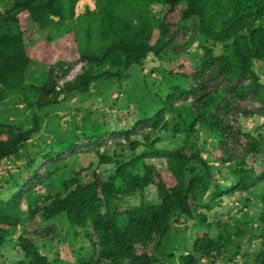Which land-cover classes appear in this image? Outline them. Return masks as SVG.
<instances>
[{
  "label": "trees",
  "instance_id": "16d2710c",
  "mask_svg": "<svg viewBox=\"0 0 264 264\" xmlns=\"http://www.w3.org/2000/svg\"><path fill=\"white\" fill-rule=\"evenodd\" d=\"M65 1L71 9L77 3ZM150 1L168 7L155 27L149 11L137 14L138 22H134L113 9L111 0L101 1L99 41L103 48L94 53L78 44V62L83 66L69 81L65 78L73 64L57 60L51 65L36 60L47 66V74L41 84L29 86L25 72L31 58L19 26L20 17L38 12L49 14L47 24H39L44 28L60 17L63 0H12V9L0 13V22L18 26L15 32L0 33V99L10 90L25 88L26 93L34 95L26 105L37 111L28 130L0 123V163L7 157L19 159L27 153L28 141L40 132L42 112L61 103V96L84 93L101 77L119 78L124 70L139 66L150 54L162 57L169 55V49L185 50L191 41L185 40L182 45L174 42L177 33H170L169 17L179 14L180 21L186 24L191 21L195 33L192 39L199 41L204 50L203 56L192 64L193 73L177 76L178 82L170 88L162 107L139 119L133 129L58 139L55 151L49 146L45 151L39 150L43 159L56 164L54 170L49 168L46 175L29 171L24 178L14 176L7 180V193L0 195V246L9 229L21 224L24 201L30 213L42 211L46 221L63 223L75 234L77 228L84 229L92 246L91 257L87 261L78 258L73 264H160L163 258L174 257L173 248L166 241L181 217L194 219L201 207L209 211L224 195L248 191L258 182L263 187L257 197L264 205V170L257 174L244 162L248 155L264 157V133L254 135L240 125L242 118H264V83L253 69L259 63L264 75V0H141V4ZM46 40L50 42L52 38ZM58 46L63 51L68 49ZM99 65H109L115 71L94 73ZM59 80L64 82L60 84ZM211 82L217 85L211 88ZM167 114H175L173 120L166 119ZM200 130L214 137L223 149L221 162L238 164L231 169L233 182L229 186L216 185L212 166L200 157L198 150H190L196 146L195 136ZM134 135L142 140H132ZM168 136L178 143L171 147L164 145L163 139ZM105 137L115 139L111 145L118 153L111 156L103 152L110 146ZM119 137L122 142L117 141ZM140 147L144 150L137 153ZM91 152L96 153L101 163L114 164V174L107 179L94 176L84 183L77 173L65 180L63 191L50 203L44 201L36 206L39 188L60 170L65 153ZM147 158H163L166 172L148 164ZM150 186L157 189V202L142 199L139 205L120 209L123 198L141 195ZM208 191V200L201 202V196ZM198 216L199 225L205 228L192 236V252L181 257L182 263L200 264L204 258L215 264L229 258V263L234 264L233 257L239 253L236 240L243 232L230 220L217 222L218 227L216 224L213 229L214 225L206 224L204 214ZM262 222L264 225V214ZM45 240H36L34 236L19 238L24 258L18 264H59V259L49 261L44 254ZM257 259L264 264V250Z\"/></svg>",
  "mask_w": 264,
  "mask_h": 264
},
{
  "label": "rangeland",
  "instance_id": "374dc122",
  "mask_svg": "<svg viewBox=\"0 0 264 264\" xmlns=\"http://www.w3.org/2000/svg\"><path fill=\"white\" fill-rule=\"evenodd\" d=\"M101 1L104 2L105 0H77L71 9L70 4H66V1L63 0L64 4L60 17H55V23L44 28L39 24H47L49 14H39L38 12L20 17L19 26L24 31L26 52L31 58L25 72V78L29 81L27 82L28 86L41 84L42 79L47 74V66L36 60L42 59L50 62L51 65L57 60H64L68 64H73V69L65 78L69 81L80 73L83 66V63L78 62V44V47L86 48V50L94 53H98L103 48L104 44L101 45L99 41L101 11H99L98 6ZM111 1L113 2L111 4L113 9L124 13L134 22H138L137 14H144L149 11L153 27L157 26L158 21L163 18L168 10L167 6L151 1L146 5H142L141 0ZM11 9L12 0H0V13L5 14ZM190 22L186 24L185 21H180L179 14L168 18L170 33H177L174 42L182 45L185 40L187 42L190 39L191 43L185 50L178 47L169 49V55L162 57L150 54L139 66L135 65L124 70L119 78L101 77L92 82L84 93H72L66 98L61 96V103L44 110L41 114L40 132L28 141L27 153L19 159L11 156L1 161L0 195L2 197L6 195L8 188L6 181L11 177L24 178L29 171L46 175L49 168L54 170L56 164L51 163L48 159H43L44 156L39 153V150L45 151L46 146H49L55 151L58 139L66 140L75 136L81 138L85 134L93 132L103 134L104 131L112 133L133 129L139 119L161 108L170 88L178 82L177 76L184 73L192 74V64L204 54L199 41L192 39L195 38V33ZM262 23L264 24V19ZM17 30L18 26L14 23L0 22V33ZM156 30L154 38L157 36ZM49 36L52 40L47 42L46 39ZM58 44L68 48L67 51H63L64 48H59ZM216 48L215 51L217 52ZM260 66L259 63H255L253 69L260 75L261 81L264 83L263 70ZM110 70L115 71L109 65H99L94 69V73ZM60 82H64V80H59ZM215 85H217L216 82L210 83L211 88ZM25 93V88L10 90L3 99H0V123L18 126L23 130L32 128L31 120L37 111L26 104L34 99V95L31 92ZM172 115L175 114H167L166 119L173 120ZM240 125L244 131L254 135L264 133V118H242ZM105 138L108 141L107 145L110 146L104 148L103 152L105 151L111 156L118 153L119 150L111 145L115 139ZM132 140H142V137L134 135ZM117 141L122 142L123 139L119 137ZM195 142L196 146L190 150H198L200 157L212 166L213 180L216 181V185L229 186L233 182L230 175L231 169L237 168L238 164L221 162L223 149L217 145L218 142L214 137L203 130L196 134ZM123 143L125 144V142ZM162 143L171 147L176 145L178 141L172 142L168 136V138L163 139ZM163 144H159L160 147H163ZM142 150L144 148L140 147L137 153ZM64 157L60 170L55 175H51L39 188L35 199L36 206H41L44 201L50 203L63 191L65 180L75 177L77 173L83 177L84 183H88L93 180L94 176L107 179L115 172V165L101 163L95 152L75 155L65 153ZM145 161L154 165L157 170L166 172V162L163 158H147ZM244 162L247 168L254 169L257 174L264 170V157L248 155ZM262 187L263 184L258 182L255 188L248 191L236 192L233 196L224 195L217 204L213 203L209 211L203 207L198 210L199 213L206 216V224L214 225L213 229H215L217 222L223 223L230 220L243 232L241 237L236 240L239 245V253L233 257L234 264H260V260L257 258L264 250V225L262 222L264 205L257 196L261 195ZM209 195V191L206 192L201 196L200 201L206 202ZM142 199L147 202H157L156 187L150 186L141 195L138 194L133 198H123L119 207L121 210L131 208L139 205ZM21 204L22 222L20 225L9 229L4 244L0 246V264H18L24 258L19 238L33 236L36 240L46 238L44 243H46L47 249L43 252L49 261L59 259V264H73L78 258L85 261L90 259L92 246L86 238L83 228H77L75 234L71 228L66 225L64 227L63 223L46 221L42 211L32 214L24 201ZM198 212L194 219L181 217L179 222L174 225V231L168 237L169 241H166L168 247L173 248L174 257L163 258L160 264H183L181 257L192 252V236L205 228L203 224L199 225ZM217 227L216 229H218ZM169 242L171 243L169 244ZM200 264H210V261L201 258ZM215 264L233 263H229L228 258L226 261L218 260Z\"/></svg>",
  "mask_w": 264,
  "mask_h": 264
}]
</instances>
